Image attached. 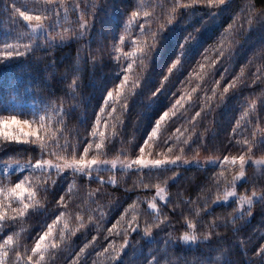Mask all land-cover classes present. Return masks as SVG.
Masks as SVG:
<instances>
[{
	"label": "trees",
	"instance_id": "1",
	"mask_svg": "<svg viewBox=\"0 0 264 264\" xmlns=\"http://www.w3.org/2000/svg\"><path fill=\"white\" fill-rule=\"evenodd\" d=\"M76 2L86 11L94 0H76ZM95 2L91 23L84 32L75 36L69 33L67 38L42 43L39 37L43 35L46 39V30L32 31L28 27L32 23L40 22L35 19L24 21L15 12L13 5L15 4V7L20 8L21 11H30L35 17L42 14L44 0L38 2L37 0H0V51L4 50L5 44L25 45L29 44V38H33L28 50L24 51L23 47L19 49L24 51L23 55L0 59V120L16 116L37 127L39 134L48 142L49 151L56 152V156L49 157L53 161L58 160L57 157L62 155L71 157L70 151L67 153L63 150L58 151L53 146L51 138L54 136L59 137L61 144L66 140L70 144H77V158L79 154H83L84 147H89L90 155L85 158L95 155L101 160L125 159V157L133 160L135 155L140 154L139 144L143 143L155 119L166 107L170 108L176 99L184 96L188 98L182 100L185 106H190L191 102L196 105V109L202 108L207 98L212 96V87L219 79L221 83L216 85V97L208 104L207 115L198 125V132L207 130L203 143L198 140L193 143L195 137L188 135L191 128L186 130L185 127H181L180 121H175L171 127H167V124L163 126L166 130L158 133L155 141H149L151 147L145 146L143 155L162 159L168 154V145H173L174 154L181 155L183 159L213 157L223 160V155H238L239 152L232 148H228L224 153L212 151L211 148L221 145L227 147L231 144L239 148L246 134L250 133L247 121L254 120L256 114L264 115V102L259 103L260 97L256 95L264 89V84L251 83L252 75L257 74L259 61L252 62L249 59L253 50L264 43V19L257 20L246 33L237 36L235 29L225 30L233 22V14L239 7V0H226L211 13L204 3L189 8H177L178 14L175 17H172L175 0H95ZM187 2L188 0H180L181 5ZM251 3L261 5L264 4V0H251ZM64 4L69 10L53 5L51 18L59 21L60 28L75 30L81 12L71 10L72 0H64ZM133 11L137 13L135 18L131 16ZM43 14L48 15V13ZM169 18L173 21L159 33L157 45L149 60H143L142 63L143 58L138 55H125L131 53L133 47H139L147 41L150 36L147 29L156 31L159 25L165 24ZM87 19H91V16ZM240 23L238 19L236 29H239ZM141 25L144 27L141 28ZM191 32H195L194 37L186 41L184 37ZM121 35L125 37L124 41L119 40ZM234 37L240 40L238 44L234 43ZM221 39L229 47L224 49L226 55L213 65L212 61L220 55L218 46L221 44ZM181 42L184 43V48L180 52L181 64L184 66L175 73L170 84L161 88L155 95H151L154 89L160 86L158 84L160 78L172 75L167 69L171 67V60L175 58ZM107 43L105 54L102 53L98 55V59L91 60L90 51L95 52L96 48L103 49ZM113 43L120 46L119 54L115 51ZM230 49L235 50L231 55H227ZM133 61V69L129 72V80L124 87L131 88L136 79H139L140 83L129 97L126 111L121 112L120 106L123 105L124 99L116 98L114 83H120L119 78L123 79L124 76L123 69L127 67L128 62ZM201 64L204 68L200 67ZM221 73H224V76H221ZM73 75L78 79L70 89L68 85ZM233 77L237 78L236 89L230 88L224 101L218 102L219 92L223 91V86ZM108 89L114 92L112 103L117 106L116 117L123 120V123L109 116L107 112L102 113L96 135L93 136L95 113L99 110ZM252 99L257 100V105L249 109V116L241 119V113ZM50 102L56 107L52 108ZM61 106L66 109L63 115H59ZM48 108L49 111L46 113L45 110ZM196 109H191L192 114H195ZM109 111H112L111 107ZM41 116L45 117L43 121L40 120ZM41 124L43 127H38ZM237 125L244 134L228 139L232 127ZM100 131L104 132L103 138L99 134ZM113 132L116 135H110ZM170 136L172 139L168 140ZM89 140L93 141L90 146ZM165 140H168V145L164 144ZM184 140L189 142L191 148L182 152L181 147L187 148V145L182 144ZM96 142H101L103 147L97 150ZM255 149L257 152L252 159H264V152L259 151L264 150V137L258 138ZM39 151L38 144L3 142L0 137V160L16 154L28 159L31 154ZM171 171H175L176 174L167 182L162 183V177L156 178V175L163 176L168 172L167 175L170 176ZM238 171H240L238 164L225 163V165L206 166L187 164L139 170H102L92 171L91 175L60 173L54 176L56 182L51 185L49 192L38 193L37 199L40 200V204L35 205L26 218H18L16 224H9L7 228L4 227L3 222H0V232L15 233L14 240L20 244L17 250L23 256L25 247H28L30 254L32 238L42 230V225L46 227V223L50 222L48 219L52 209L50 197L54 199L59 191L65 192L72 186L71 193H68L72 196V200L68 201L70 207L63 209L65 215L60 227L67 223L69 229H75V232L66 230L67 238L61 241L56 254L53 256L46 252L45 264H66L75 255V251L79 250V246L90 241L93 235L97 236V239L86 250L87 264H92L93 260L95 264H146V261L153 256L155 257L153 264H157L160 259L167 258L166 252L169 246L181 260L208 261L214 258L218 264H234L235 260L239 259L241 264H249L242 257L239 242L229 239L228 233H224V228L215 229L223 234L214 239L209 238L196 243L169 240L165 244L164 251L160 248L165 239L164 233L179 228L177 220L181 219L182 213L188 215L190 208L199 207L202 210L200 227L195 230L198 236L208 231V225L214 220L223 225L227 219L228 227H232L229 214L232 213L233 207L240 209L237 201L241 195L251 194L253 188L250 182L255 181L257 185L264 184L262 178L264 166L252 165L251 168H246V177L232 183V178ZM23 173L24 176L29 177V184L34 185L37 180H43L42 176L30 175V171L26 170L10 172L5 180L3 179L5 174L0 172V188L9 186V182L15 183V177L23 179V176H20ZM148 173H154L153 177H149ZM213 173L216 174L213 177L216 183L209 188L205 182L213 176ZM101 176L104 177L103 184L99 182ZM247 176H251V181ZM112 179L116 180L115 185L111 183ZM143 183H151L152 187L144 189ZM245 184L249 186L245 188ZM157 185L164 188L163 194L166 198L163 201L156 195ZM98 188L99 195H90ZM229 189L236 193L235 200L229 199L225 202L221 199L213 202L216 195L222 197L223 192ZM180 193L188 197L187 202L180 203L183 199ZM148 200L157 203V209L149 211L155 214L163 209L164 215L174 219L171 225L166 223L153 229L151 234L144 235L142 233L144 225L152 223L151 218L144 211L148 207ZM0 202H4L2 195ZM206 203L208 207H205ZM173 205L176 207L173 208ZM12 207L16 205L13 204ZM247 207L243 205V209ZM4 211L6 216L15 215L8 208ZM252 211L246 220L231 229L233 233L243 232L247 235L252 228L257 227V224L264 225V219H261L264 217V204H259L257 201ZM77 216L84 225L82 228L77 227ZM89 216H92V220L88 219ZM134 217L138 218L141 225L136 231L128 223ZM216 217L220 219L216 220ZM113 224L116 227L109 232ZM125 229L130 234L129 245L118 259L112 260L114 253L111 249L118 248L123 243ZM180 231H188L192 234V230L187 228ZM54 239L60 240L58 231L54 232ZM249 239H254L258 243L264 240V233L257 228L256 232H251ZM253 246L249 247V251ZM105 248L110 251L105 253ZM219 248H223L224 251L216 256L215 253ZM4 252L8 255L3 257V264H24L26 257L17 259L11 247L4 249ZM97 253L101 254L97 256Z\"/></svg>",
	"mask_w": 264,
	"mask_h": 264
},
{
	"label": "snow or ice",
	"instance_id": "2",
	"mask_svg": "<svg viewBox=\"0 0 264 264\" xmlns=\"http://www.w3.org/2000/svg\"><path fill=\"white\" fill-rule=\"evenodd\" d=\"M38 2V0H37ZM226 0H188L187 3H184L181 5L180 0H175L173 4L172 9V17H175L178 12L176 11L177 8H189L193 5H197L200 3H204L206 8H208L211 12H215L218 7L221 4H224ZM95 0L91 4V6L88 7V9L85 11L83 7H81V4L76 2V0H72V9L74 12L79 11L81 12V15L79 19L76 21V28L75 30L69 29V28H60L59 27V21L53 20L51 18V9L52 6L55 5L57 8L64 7L65 10H69L68 6L64 4V0H44V8L42 10L41 15H36L33 17L30 11H21L20 8H16L15 4L13 5L15 12L19 14V17H22L24 21H32L35 19L36 21L40 23H32L28 25V27L31 28L32 31H35L37 29H44L47 32L46 39L43 35L39 37L40 41L42 43H46L47 41H57V39H64L67 38V35L71 33L72 36L77 35L78 33L84 32L86 27L91 23L92 20V14L95 11ZM239 7L233 14V22L229 24V28L225 31L235 29L237 36H242L244 33L247 32L248 28L252 25H254L257 20L264 19V4L258 5L251 3V0H239ZM213 8L215 9L213 11ZM47 9V10H46ZM43 13H48V15H44ZM91 16V19H87V17ZM132 18H135L137 16V13L133 11L131 13ZM240 20V27L239 29H236V21ZM173 21L172 18H169L165 24H160L159 27L156 29V31H152L150 28L147 29V31L150 33L149 38L147 41L143 44H141L139 47H133L131 49V53H125V55L130 56H139L142 57V63L143 60H149L153 49L157 45V41L159 39V33L162 29L166 27L169 23ZM141 28L144 26L141 25ZM59 28V30H58ZM198 30V29H197ZM195 35V32L188 33L184 39L191 40ZM223 35V34H222ZM125 37L121 35L119 37L120 41H124ZM33 38H29V44L20 45L16 44L15 46L11 44H5L4 50L0 51V59H5L11 56H19L23 55L24 51L29 49L30 44L32 43ZM233 41L235 44H238L240 40H236L235 37L233 38ZM115 42V41H113ZM23 47L24 51H20L19 49ZM108 47L107 45L101 49L96 48L95 52L89 53V57L91 60L98 59V55H101L102 53L105 54V49ZM113 47H115V51L119 54L121 49L118 44L113 43ZM220 48V55L216 57L215 60L212 61V64L215 65L217 61H220L222 57L226 55L224 49L229 47L228 45H225L223 42V39H221V44L218 46ZM184 48V43L181 42L180 49L178 50L175 58L171 60V67H168L167 71L171 73L170 76H163V78L159 79L158 84L159 87H156L154 91L151 93V95H155L156 92H159L161 88L167 86L171 83L173 76H175V73L184 65L181 64V55L180 52ZM207 50V49H206ZM235 49H230V51L227 53V55H231L234 52ZM110 54V53H107ZM207 59V58H206ZM250 61L255 62L259 61V64L257 65V74H253L251 78V83L253 84H264V43L260 44L256 49L253 50L249 57ZM133 62H128L127 67L123 69V79L119 78L120 83L115 85V96L116 98H123L124 103L120 106V111L125 112L127 109V102L131 94L135 91V89L139 86L140 80L136 79L131 88L125 89L124 85L129 80V72L133 69ZM251 66V65H250ZM201 68H204V65H200ZM221 76H224V73H221ZM78 77L73 75V79L69 83V88L71 89L73 85L76 83ZM237 78L233 77L231 81H229L228 84H225L223 86V91L219 92V100L218 102H223L226 98V94L229 93L230 88L235 90L237 87L236 83ZM221 81L218 79L215 81V84L212 87V96H209L207 98V102L203 104V107L200 109H196V105L192 104L190 102V106H185L182 103V100L188 99L187 97L181 96L180 99H176L174 103L171 104L170 108H167L163 110L159 116L155 119L153 126L151 127L150 131L147 133L146 137L143 139V143L139 144V155H135L133 160H129L127 163V167H132L133 164L136 165L139 169H155L159 168L163 165H171L176 163H186L190 161H197L199 160L197 158H189V159H183L181 155L174 154V146L168 145V140H171L172 137L170 136L168 140L164 141L165 145H168V154H165L162 159L159 158H149L143 153L145 152L146 148L145 146L151 147L149 144L150 140L155 141L157 138V134L161 133L162 130H166L163 126L167 124V127H171L172 123L175 121L181 122V127L191 128V131L188 132V135L194 136L193 143H195L197 140L201 143H203L205 135L207 134V130L204 132H198V125L200 123V120L204 119L207 115L206 109L208 108V104L213 100L214 97H216L217 89L216 85H219ZM260 97L259 103L264 102V89H262L259 93H256ZM114 92L111 89H108L106 93L104 94L103 100L99 106V110L95 113V123L92 126V135L95 136L97 132V126L100 123V120L102 119V113H108L109 116L115 117L118 122L123 123V120H120L119 117H116V109L117 106L115 103H112L113 101ZM73 101V100H72ZM257 105V100L252 99L250 103H248V107L244 109V111L241 113V119L245 116H249L250 112L249 109H252L253 106ZM50 106L52 108H55L56 105L52 104L50 102ZM109 107L112 108V111H109ZM191 109H196L195 114H192ZM65 108L61 106V111L59 115H63ZM46 113L49 111V108L45 110ZM199 118V119H198ZM45 119L44 116L40 117V120L43 121ZM107 123V121L105 122ZM239 124V121H238ZM248 127L250 128V133L246 134V138L243 139L242 143L240 144L239 148H237L236 145L231 144L227 147L221 145L219 147L211 148L212 151H219L221 153H224L228 150V148L235 149L239 152L238 155H223V160H219L213 157H208V161H214L216 164L225 165L231 164L236 165L239 164L240 171L236 172L235 176L232 178V183H234L236 180H239L241 177H246L245 169L251 168L252 164L254 163L252 157L257 152L255 149V145L257 144L258 138L264 137V115L256 114L255 119H250L247 121ZM12 125H15V127H12ZM254 125V126H253ZM28 127V130H25V127ZM38 127L42 128L43 125H39ZM259 133V135H257ZM101 138L104 137V132L100 131ZM243 133V130H240L237 126L232 127L231 133L228 134V139L235 138L240 136ZM110 135H116L115 132L111 133ZM0 137H2L3 142H27L30 144H38L39 146V153L31 154L28 159H24V156L16 154V155H9L5 159L0 160V172H3L5 175L3 179L7 180V175L10 172H19L20 169H27L30 175L35 176H42L43 180H37L34 185L29 184V177L24 176V173L20 176H23V179H19V177H15L16 182L11 183L9 182V186L6 188H0V195L4 197V202H0V222H3V225L5 228L8 227L9 224H16L18 218H26L27 215H29L30 210L35 206L40 204V200L37 199L38 193L40 192H49V189L52 184L56 182L54 179V176H58L60 173L64 172L66 169L72 170L73 174L76 173H83L86 175H91L92 171L95 169L96 171L99 170L100 165H104V169H108L109 164L111 165V169H115L117 161L116 160H101L97 156L92 155L91 158H85L87 155H90L89 147H84L83 154H79V158H77V144L73 143L70 144L67 140L64 143H59V137H52L51 143L53 146L59 151L63 150L65 153L71 152V157H68L66 155L58 156L57 159L62 161V163H54L53 159L49 157L56 156V152L49 151V144L45 141V138L41 136L37 130V127H33L29 121L27 120H20L16 116H10L5 119L0 120ZM93 141L89 140V146L92 144ZM78 143V142H77ZM183 145H187V148L181 147V151H187L191 148L189 142L187 140L182 141ZM103 147V144L101 142L95 143V148L97 150L101 149ZM240 149H243L242 151ZM261 152H264V150H259ZM127 160V157H125ZM123 163V162H121ZM13 166H16L13 168ZM108 169V170H111ZM178 170V169H177ZM169 173V172H168ZM167 173V174H168ZM171 175H163L159 176L156 175L157 179H160L162 177V183L167 182L172 176L176 174L175 171L170 172ZM149 177H153L154 173H148ZM215 173H213L212 177H209L208 181L205 183L208 184L209 188L213 184L216 183V180L213 179L215 177ZM248 179L251 181V176H247ZM264 178V177H262ZM83 179V177H81ZM49 181L51 183H49ZM99 182L101 184L104 183V177H99ZM111 183L113 185L116 184V180L112 179ZM250 184L252 185V192L250 195H241L239 197V200L237 203L239 205L247 204L248 207L240 210L236 207H233L232 213L229 214L231 217V223L232 227H228V220H225V223L223 225L216 223L215 220L208 225V231L203 232L201 235L196 234V229L200 227L201 219H202V210L199 207L196 208H190L188 210V215H184L182 213L181 219L177 220V223L180 225L177 229H171L167 233H164V242L161 243L160 248L162 251L165 249V244L168 243V241H176L180 240L183 242H192L196 243L197 241H205L209 238H215L218 236H221L223 233L215 230V229H221L224 228L225 232L228 233L229 239H234L239 242L240 248L242 250V257L249 262V264H264V240H260L258 243L254 239H249L251 237V232H256L257 228L260 232L264 233V225L257 224V227L252 228L251 232H249L247 235H245L243 232H235L233 233L231 229L235 228L238 224H240L242 221L246 220L247 217H249L252 214V208L253 205L259 202V204H264V184L257 185L255 181H251ZM144 189L151 188V183H143L142 184ZM249 184H245L244 187L247 188ZM258 188V190H257ZM72 186H70L65 192L59 191L55 198H51L49 202L52 204L51 215H49L48 219H50V222L46 223V227L43 225L42 230L37 233L36 236L32 238V244L30 246V254L28 247H25L23 256L20 251L17 249L20 247V244L14 240L13 234H4L0 232V237H2V240H0V264H3V257L8 255L7 252H4V249L10 248L11 251L15 253V256L17 259H22L23 257H26L24 259V264H45V255L46 252H48L50 255L56 254V249L60 246L61 241L67 238V232H75V229H69V226L67 223L63 225V227H60V222L62 218L65 215V212L63 209L66 207H70L68 201L72 200V196L68 193H71ZM100 190L99 188L94 190L90 195H99ZM164 188L160 187L159 185L156 186V195L159 197V200L163 201L165 199V196L163 195ZM126 194V193H125ZM179 195L183 196V193H180ZM67 196V199H66ZM232 197L233 200H235L234 192L229 189L225 190L223 192V196L216 195L215 200L213 202H218L221 199L224 201H228L229 198ZM169 200H171V197H169ZM188 201L187 196H183V199L180 201V203H185ZM15 204L16 207H12V205ZM167 207V205H166ZM176 205H173V208H175ZM205 207H208L207 203L205 204ZM5 208H8L11 210L12 213L15 215L12 216H6V212L4 211ZM157 209V203H154L152 200H148V207L145 209V214L151 218L152 223H146L143 227V234L149 235L152 233L153 229L158 228L164 224L171 225L172 220L174 217H170L163 214V209H161L158 213H153L149 210H155ZM103 211V209H101ZM194 212V214H193ZM58 213V214H57ZM239 218V219H237ZM47 219V220H48ZM77 227L82 228L84 225L80 221V217L77 216ZM89 220H92V216L88 217ZM216 220H219L220 217H216ZM261 219H264V217H261ZM129 226L133 228L134 231L138 230L141 225L139 223L138 218L134 217L133 220L128 221ZM116 227L115 224L112 225V228L109 229V232L112 231ZM187 228L189 230H192V234H189L188 231L181 232L180 229ZM58 231L60 240L54 239V232ZM175 233V234H174ZM97 236L93 235L91 240L87 243H84L82 246H79V250L75 251V255L66 262V264H87V252L86 250L89 249V246L92 244L93 241H96ZM130 240V234L128 233L127 229L124 230L123 233V243L118 246V248H113L111 251L114 253L112 256V260H116L121 256V253L123 250L129 245ZM111 243V241H109ZM15 245L14 247H12ZM254 245V246H253ZM252 247V250L249 251V247ZM105 253L109 252L110 249L105 248ZM223 248H219L216 251V256H219L221 252H223ZM101 253H97L96 255H100ZM167 258H162L159 261H157V264H218L216 259H211L208 261H201V260H181L172 250L169 246L167 248L166 252ZM170 258V259H169ZM155 257H151V259H148L146 261V264H153V260ZM92 264H95V260L92 261ZM234 264H241V261L239 259H236Z\"/></svg>",
	"mask_w": 264,
	"mask_h": 264
},
{
	"label": "rangeland",
	"instance_id": "3",
	"mask_svg": "<svg viewBox=\"0 0 264 264\" xmlns=\"http://www.w3.org/2000/svg\"><path fill=\"white\" fill-rule=\"evenodd\" d=\"M12 127H15V125H12ZM25 127V130L28 129L27 126H24ZM199 160V162L197 161H190V162H186V163H176V164H171V165H163L161 167H171V166H176V165H187V164H194V165H202V166H206V165H221V164H216V162L214 161H208L207 158H197ZM117 161V164H116V167L115 169H111V165L109 164L108 166V169H111V170H129V169H138V167L136 165L133 164L132 167H127V163L130 159H114ZM111 161V160H109ZM254 163L252 165L254 166H264V159H253ZM123 162V163H121ZM54 163H62V161L60 160H56L54 161ZM238 164V163H237ZM16 166H13V168H15ZM238 167H239V164H238ZM160 168V167H159ZM108 169H104V165H100L99 166V170L102 171V170H108ZM145 169H150V168H145ZM23 170H26L28 171L27 169H20V171H23ZM240 170V168H239ZM93 171H96L95 169ZM72 170L70 169H66L64 172L62 173H71ZM83 174V173H82ZM243 179V177H241L239 180L241 181ZM233 191V190H232ZM234 192V191H233ZM164 195V194H163ZM234 195H235V198H236V193L234 192ZM165 196V195H164ZM166 198V196H165ZM229 199H232V197H230ZM165 200V199H164ZM227 202V201H225ZM246 206H248L247 204H244ZM240 206V210L243 209V205H239Z\"/></svg>",
	"mask_w": 264,
	"mask_h": 264
}]
</instances>
